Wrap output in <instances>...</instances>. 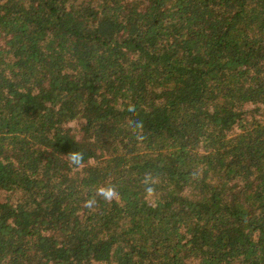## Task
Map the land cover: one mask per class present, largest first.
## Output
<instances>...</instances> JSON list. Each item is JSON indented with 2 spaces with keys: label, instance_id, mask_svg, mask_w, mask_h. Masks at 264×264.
Returning <instances> with one entry per match:
<instances>
[{
  "label": "trees",
  "instance_id": "obj_1",
  "mask_svg": "<svg viewBox=\"0 0 264 264\" xmlns=\"http://www.w3.org/2000/svg\"><path fill=\"white\" fill-rule=\"evenodd\" d=\"M0 264H264V0H0Z\"/></svg>",
  "mask_w": 264,
  "mask_h": 264
},
{
  "label": "clouds",
  "instance_id": "obj_2",
  "mask_svg": "<svg viewBox=\"0 0 264 264\" xmlns=\"http://www.w3.org/2000/svg\"><path fill=\"white\" fill-rule=\"evenodd\" d=\"M132 111V109H129ZM138 127L142 125H137ZM69 158V164L70 166H76L79 167L83 162V154L79 151H72L67 154ZM150 182V177H146L145 183L148 184ZM146 193L151 196L154 193L153 187H146L145 189ZM96 195L101 197L105 202L107 203H113L118 202L120 199V193L117 190V188L114 185H108V186H101L97 189ZM96 200L95 199H88L84 201V206L88 209H92L95 205Z\"/></svg>",
  "mask_w": 264,
  "mask_h": 264
}]
</instances>
